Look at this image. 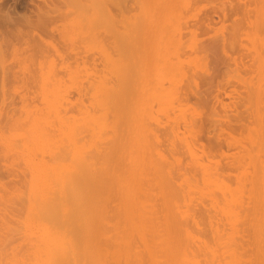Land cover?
I'll list each match as a JSON object with an SVG mask.
<instances>
[{
  "label": "rangeland",
  "instance_id": "374dc122",
  "mask_svg": "<svg viewBox=\"0 0 264 264\" xmlns=\"http://www.w3.org/2000/svg\"><path fill=\"white\" fill-rule=\"evenodd\" d=\"M44 258L264 264V0H0V264Z\"/></svg>",
  "mask_w": 264,
  "mask_h": 264
},
{
  "label": "bare ground",
  "instance_id": "6f19581e",
  "mask_svg": "<svg viewBox=\"0 0 264 264\" xmlns=\"http://www.w3.org/2000/svg\"><path fill=\"white\" fill-rule=\"evenodd\" d=\"M45 206H46V205H45ZM45 206H44V207H45ZM45 209H46V208H45ZM50 209H51V208H50ZM53 209H54V208H53ZM47 210H48V208H47ZM47 210H46V211H47ZM46 211H45V212H46ZM53 211H54V210H53ZM55 211H56V210H55ZM67 213H68V212H67ZM51 257L53 258V256H51ZM57 260H58V259H53V260H52L51 258H49V259H48V258H44V259H42V264H57ZM60 260H61V259H60ZM61 261H62V260H61ZM61 261H60V262H61ZM63 261H64V260H63ZM65 261H66V260H65ZM78 262H80V260H78Z\"/></svg>",
  "mask_w": 264,
  "mask_h": 264
}]
</instances>
